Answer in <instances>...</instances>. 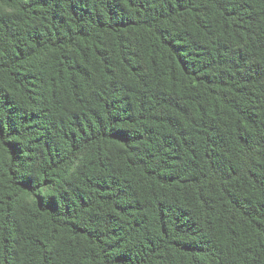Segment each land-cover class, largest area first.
<instances>
[{"label":"trees","instance_id":"trees-1","mask_svg":"<svg viewBox=\"0 0 264 264\" xmlns=\"http://www.w3.org/2000/svg\"><path fill=\"white\" fill-rule=\"evenodd\" d=\"M0 264H264V0H0Z\"/></svg>","mask_w":264,"mask_h":264}]
</instances>
